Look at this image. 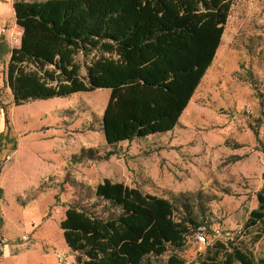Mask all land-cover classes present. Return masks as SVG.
I'll return each instance as SVG.
<instances>
[{"label": "rangeland", "instance_id": "1", "mask_svg": "<svg viewBox=\"0 0 264 264\" xmlns=\"http://www.w3.org/2000/svg\"><path fill=\"white\" fill-rule=\"evenodd\" d=\"M231 3L214 60L173 131L120 147L107 146L103 138L108 90L15 107L2 60L0 185L8 217L0 235L11 257L0 255V264H69V256L57 252L64 242L59 223L68 206H86L87 188L104 180L167 199L177 213L188 203L210 242L217 230L222 242L264 258V237L256 241V230H244L263 185L264 0ZM93 56H76L81 75ZM82 153L81 160L72 159ZM8 155L11 161L4 164ZM0 221L1 229V214ZM197 233L182 249L169 247L145 264H166L171 255L200 264L206 249L196 242ZM58 257L65 259L60 263Z\"/></svg>", "mask_w": 264, "mask_h": 264}, {"label": "trees", "instance_id": "2", "mask_svg": "<svg viewBox=\"0 0 264 264\" xmlns=\"http://www.w3.org/2000/svg\"><path fill=\"white\" fill-rule=\"evenodd\" d=\"M231 0H15L22 35L5 84L15 107L108 90L101 127L106 145L171 132L211 66ZM94 53L85 75L76 56ZM264 153V148H263ZM74 156V161L82 158ZM67 207L59 229L77 264H145L180 250L202 227L167 199L104 180ZM1 227V221H0ZM245 231L264 237L263 185ZM1 255V254H0ZM166 264H185L169 256ZM200 264H264L217 240Z\"/></svg>", "mask_w": 264, "mask_h": 264}, {"label": "crops", "instance_id": "3", "mask_svg": "<svg viewBox=\"0 0 264 264\" xmlns=\"http://www.w3.org/2000/svg\"><path fill=\"white\" fill-rule=\"evenodd\" d=\"M14 1L15 0H0V30H1L2 27L6 26L9 29L8 33H11V32L17 33L19 35V38H20V41H21L22 30H21V28H19L16 25L15 13H14V9H13ZM0 34H1V32H0ZM19 46H20V42L18 44H16V45H13V44L10 43V41H9L7 36L0 35V66L2 64V60L3 59L5 61V66H7V64L9 62V59H10V56H11L12 49L19 48ZM0 69H1V67H0ZM5 77H6V75H4V78ZM7 91H9V94H10V97H11V93H10V90L8 88H7ZM11 99H12V97H11ZM168 133H170V132H168ZM162 135H165V134H157V135L149 136L147 138L156 137V136H162ZM103 138H104V135H103ZM104 142H105V140H104ZM133 142H124V143L131 144ZM124 143H121L119 145L121 146ZM105 144H106V142H105ZM119 145H117V146L120 147ZM18 180L17 179L15 180V184H16V187L19 190H21V188L24 187L23 186V182H22L21 178H18ZM124 185L127 186L126 184H124ZM128 187L132 188L131 186H128ZM1 188H2V192H3L4 191L3 187L1 186ZM18 192H20V191H18ZM3 195H4V198H5L4 192H3ZM0 212H1L0 214H1V219H2V228L0 229V231H2V233H4V231H3V229H4V220H5V218L8 217V212L6 211L4 203H3V206L0 209ZM64 243L65 242H63V240L61 239V243L58 244L60 246L59 251H57V250L56 251L61 253V254H63V255L64 254L68 255L69 257H68V261L67 262H69V264H77L76 261H75L74 254L70 251V249ZM8 247H9L8 245L5 247L4 254L2 255V259H8L9 257H11ZM53 258L55 259V261H57L55 254H54ZM57 263H58V261H57Z\"/></svg>", "mask_w": 264, "mask_h": 264}, {"label": "built area", "instance_id": "4", "mask_svg": "<svg viewBox=\"0 0 264 264\" xmlns=\"http://www.w3.org/2000/svg\"><path fill=\"white\" fill-rule=\"evenodd\" d=\"M9 29L4 26L1 28L0 32H1V35L2 36H7L10 43L13 44V45H16L20 42V38H19V35L15 32H11V33H8ZM11 161V156H5L4 159H3V163H8ZM2 165V163H0V166ZM1 168V167H0ZM2 201H3V192H2V188L0 186V209H1V204H2ZM1 213V212H0ZM207 233H208V230L206 227H200L199 228V231L198 233L196 234V242L205 247V249L209 246H212L214 244L215 241L219 240L218 237H220V234L219 232L216 230L213 232V237H214V242H210L207 238ZM21 240L22 241H26L27 240V237L26 236H22L21 237ZM6 240L3 238V236L0 235V254L3 255L4 254V249L6 247ZM65 258L63 257H58V260L60 263H62L64 261Z\"/></svg>", "mask_w": 264, "mask_h": 264}]
</instances>
